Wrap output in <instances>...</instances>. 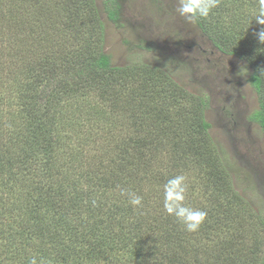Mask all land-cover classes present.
Listing matches in <instances>:
<instances>
[{
	"label": "trees",
	"instance_id": "obj_1",
	"mask_svg": "<svg viewBox=\"0 0 264 264\" xmlns=\"http://www.w3.org/2000/svg\"><path fill=\"white\" fill-rule=\"evenodd\" d=\"M48 1L68 10L60 17L75 31V43L55 49L47 33L31 29L26 35L47 45L42 54L33 41L24 43L23 26L43 18L50 26L51 6L0 2V15L11 13L0 43V89L6 90L0 93V264H28L32 256L51 264H264V248L249 245L254 223L247 221V213L261 221L263 213L232 185L210 131V97L182 86L163 66L114 64L97 0ZM225 1L196 23L218 50L252 67L259 108L250 118L264 135V44L255 35L262 26L251 24L249 14L256 0ZM105 5L120 23L119 0ZM84 99L122 113L133 129L125 132L115 119L101 124L95 105L76 106ZM16 110L14 122L8 115ZM178 174L186 175L189 191L204 188L205 201L187 202L207 212L196 232L163 207V185ZM215 183L240 200L237 212L211 189ZM127 193L141 196L142 206L134 208ZM230 214L237 220L246 214L241 233H220L226 224L236 228Z\"/></svg>",
	"mask_w": 264,
	"mask_h": 264
},
{
	"label": "rangeland",
	"instance_id": "obj_2",
	"mask_svg": "<svg viewBox=\"0 0 264 264\" xmlns=\"http://www.w3.org/2000/svg\"><path fill=\"white\" fill-rule=\"evenodd\" d=\"M49 2L35 0L39 10L45 7V10H49L52 4H48ZM119 2L122 18L120 23H116L108 17L105 0H97L106 26L105 50L111 55L113 63L125 66L143 61L163 66L182 86L194 93L210 97L211 103L207 109V118L212 124L210 131L214 140L222 146L223 152L219 155L225 160V162L222 161L230 175L232 185L237 193L251 203L254 212L263 213L264 220V135L261 126L250 118L259 108L256 90L249 80L253 71L252 67L246 60L218 50L201 32L196 21L189 23L181 17L176 12L177 0H119ZM57 6V8L51 6L56 16L55 22L48 26L44 23L45 18L38 22L34 21L33 27L23 26L25 31L23 35L29 34L31 29L47 33L45 34L47 45L55 44V49L60 47L64 50L69 46L68 44L75 43L73 37L75 31L73 32L66 24V20L60 17L61 13L68 16V10L66 7ZM82 12L85 15L88 14L84 12V8ZM212 12L214 13L215 10L213 9ZM10 14V11L6 9L3 14L4 17L7 16L5 20L0 15V43L3 41V34L9 33L4 21L7 23ZM28 26L29 28L26 29ZM46 28L48 31L45 32ZM22 39L25 40L24 43L33 41L34 47H39L41 54L47 46L42 40L35 39L33 36L26 35ZM19 73L20 71L14 70L11 78L18 81L21 78ZM3 76L4 74L1 75L0 71V80L5 79ZM136 88L141 89L139 85ZM5 91L3 87L0 89V93ZM75 103L72 104L75 105ZM89 104L95 105L92 106L94 113L99 111L97 118L101 124L115 119L121 126H125L123 128L125 132L133 129L132 126L127 125L128 119L122 113L112 114L108 106L99 105L98 99L91 100L90 103L89 100L84 99L76 106L91 108ZM12 112H15V115H8V118L17 122L18 111ZM96 143L101 146V143ZM217 186L220 184H212L211 189L215 194L220 195L221 201L230 211L237 212L241 208L240 200L228 197L226 188L222 190ZM205 197L202 185L194 191L188 190L186 203L195 200L205 201ZM245 215L237 220L230 214L229 218L235 221L236 228L226 224L223 230L220 229L222 231L220 233L231 234L236 231L238 234L237 228L241 233ZM247 221L254 223L248 237H251L255 243L250 241L249 245L257 244L264 248V223L257 219L255 214L248 213ZM255 229L259 233L254 231Z\"/></svg>",
	"mask_w": 264,
	"mask_h": 264
},
{
	"label": "clouds",
	"instance_id": "obj_3",
	"mask_svg": "<svg viewBox=\"0 0 264 264\" xmlns=\"http://www.w3.org/2000/svg\"><path fill=\"white\" fill-rule=\"evenodd\" d=\"M220 0H177L176 12L187 22L192 23L201 18H207L212 10L218 7ZM251 24L255 21L262 26L255 33L258 41L264 44V0H256V5L250 10ZM251 26V25H250ZM189 185L184 174L169 178L163 185V207L166 213L175 219L188 232H196L207 218V212L196 209L186 203ZM127 190L122 189L121 194ZM130 204L135 207L142 206V197L135 193H127ZM93 206L96 201H92ZM28 264H51V261L41 257L39 260L32 256Z\"/></svg>",
	"mask_w": 264,
	"mask_h": 264
}]
</instances>
